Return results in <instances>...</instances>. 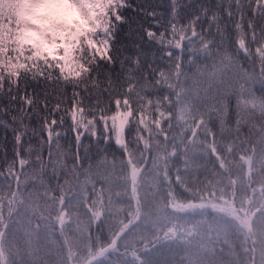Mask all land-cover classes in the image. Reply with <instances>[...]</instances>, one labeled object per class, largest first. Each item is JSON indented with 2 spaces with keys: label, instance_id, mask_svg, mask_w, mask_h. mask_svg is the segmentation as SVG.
I'll return each mask as SVG.
<instances>
[{
  "label": "snow or ice",
  "instance_id": "1",
  "mask_svg": "<svg viewBox=\"0 0 264 264\" xmlns=\"http://www.w3.org/2000/svg\"><path fill=\"white\" fill-rule=\"evenodd\" d=\"M0 111V264H264V0H0Z\"/></svg>",
  "mask_w": 264,
  "mask_h": 264
},
{
  "label": "trees",
  "instance_id": "2",
  "mask_svg": "<svg viewBox=\"0 0 264 264\" xmlns=\"http://www.w3.org/2000/svg\"><path fill=\"white\" fill-rule=\"evenodd\" d=\"M137 2H139V0H137ZM153 3H157L159 2V0H152ZM185 3H188L189 0H184ZM200 2H203V0H200ZM218 2V0H217ZM0 119L3 120H8L10 121V116H6L3 111H0ZM30 123V128H36L37 130H39V121L35 116L31 117V121H27L26 120V124ZM58 131H60L62 133H64V129H58ZM31 137V132L29 130V136H25V142L28 141V139ZM32 140V144L33 146L36 145V139L35 137H31ZM60 144L62 145V150L67 151L69 147H73L74 146V140L72 138V133H68L67 136H64L61 141ZM85 144H87V141H85ZM114 144V141H113ZM12 145H13V136H12V132L10 129H6L4 126H0V167H6L5 165V161H4V152H3V148L7 149L8 152V160L10 161L12 158ZM25 147H27V143H25ZM53 152H55V148H53ZM81 155H83V151L81 150ZM47 151L45 150L44 153V159L45 161H47ZM182 167V165H181ZM62 182V181H61ZM53 184H55V181H53ZM54 239V238H53ZM171 253L167 252L166 250L161 252L158 255V259H160L161 261L168 259L171 257Z\"/></svg>",
  "mask_w": 264,
  "mask_h": 264
}]
</instances>
